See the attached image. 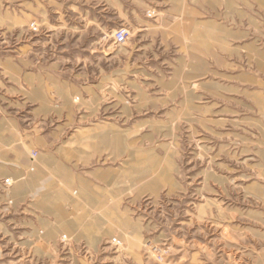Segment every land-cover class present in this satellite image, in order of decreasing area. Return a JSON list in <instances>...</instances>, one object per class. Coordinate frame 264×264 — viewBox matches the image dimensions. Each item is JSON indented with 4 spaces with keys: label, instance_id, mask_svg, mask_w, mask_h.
<instances>
[{
    "label": "rangeland",
    "instance_id": "374dc122",
    "mask_svg": "<svg viewBox=\"0 0 264 264\" xmlns=\"http://www.w3.org/2000/svg\"><path fill=\"white\" fill-rule=\"evenodd\" d=\"M227 1L0 0V264H264V3Z\"/></svg>",
    "mask_w": 264,
    "mask_h": 264
},
{
    "label": "bare ground",
    "instance_id": "6f19581e",
    "mask_svg": "<svg viewBox=\"0 0 264 264\" xmlns=\"http://www.w3.org/2000/svg\"><path fill=\"white\" fill-rule=\"evenodd\" d=\"M116 38V37H115ZM117 141L118 142H120V139H117ZM121 143V142H120ZM117 144V143H116ZM117 146H119L118 144H117ZM64 172H65V176H66V178L64 179V183L66 184V183H68V180H69V178H70V172H68L67 171V169L66 170H64ZM63 174V173H62ZM45 178V172H43L39 167H37V166H35L34 165V168H33V170L31 171V173H30V176H29V178H28V188L30 187V188H32V189H34V188H39L40 187V184H41V179H44ZM64 178V177H63ZM46 182H48V183H50V182H52L51 180L49 181V179L46 181ZM59 182V181H58ZM81 182V184L82 185H84L86 188H89L90 186V184H91V182H89V181H86V180H84V179H82V181H80ZM51 184V183H50ZM61 184V183H60ZM16 186L17 187H19V189L20 188H23V187H25L26 186V182H24V181H22L21 179H18L17 181H16ZM51 186H49V188H50ZM19 193H20V190H19ZM67 194H66V192H65V190L64 189H62V188H55V189H53V191H51V192H49L48 194H46L45 195V197H44V203L45 204H52V205H54L56 202H58V201H61V200H65V199H67ZM86 199V204L87 205H90V207H91V203H92V200H91V198L90 197H86L85 198ZM92 204H94L96 207L97 206H100L101 204H102V202H100V201H93V203ZM100 204V205H99ZM101 207V206H100ZM101 209H102V211H105L106 212V207H101ZM101 211V210H100ZM110 211V209L108 208V211L107 212H109ZM88 214V211L86 212V215ZM108 214V213H107ZM102 217V216H101ZM88 218H89V216H88ZM82 219H86V218H82ZM87 224V223H86ZM88 225V224H87ZM89 225L90 226H94V227H96V226H99V224H98V220L96 219V218H94L92 221H90V223H89ZM69 227V226H68ZM88 227V226H87ZM89 228V227H88ZM91 229V228H90Z\"/></svg>",
    "mask_w": 264,
    "mask_h": 264
},
{
    "label": "built area",
    "instance_id": "2783aa9c",
    "mask_svg": "<svg viewBox=\"0 0 264 264\" xmlns=\"http://www.w3.org/2000/svg\"><path fill=\"white\" fill-rule=\"evenodd\" d=\"M127 35H128V31L127 30H121L118 34H117V36H116V41H117V43H119V44H123V43H125V41H126V38H127Z\"/></svg>",
    "mask_w": 264,
    "mask_h": 264
},
{
    "label": "crops",
    "instance_id": "0c3cea01",
    "mask_svg": "<svg viewBox=\"0 0 264 264\" xmlns=\"http://www.w3.org/2000/svg\"><path fill=\"white\" fill-rule=\"evenodd\" d=\"M227 2H232V0H228ZM261 2H263V3H264V0H261ZM20 150H22V151H23V150H25V149L21 147V148H20ZM24 152H25V151H24ZM46 157L49 159V160H48V161H49V162H48V164H49V163H50V161H51L52 159H51V157H50V156H49V157H48V156H46ZM26 162H27V161H26ZM55 162H56V163H55L54 165H57V164H62L60 161H55ZM62 165H64V164H62ZM65 166H66V165H65ZM66 167H67V166H66ZM67 168H68V167H67ZM69 170H70V168H69ZM70 171H71V170H70ZM44 191H45V190H44Z\"/></svg>",
    "mask_w": 264,
    "mask_h": 264
}]
</instances>
